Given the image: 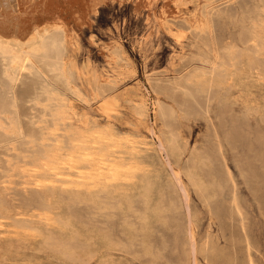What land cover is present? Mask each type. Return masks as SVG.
<instances>
[{"label": "rangeland", "instance_id": "obj_1", "mask_svg": "<svg viewBox=\"0 0 264 264\" xmlns=\"http://www.w3.org/2000/svg\"><path fill=\"white\" fill-rule=\"evenodd\" d=\"M256 1L209 0L211 6L214 7V13L219 15L215 19L211 35H198L182 20L169 19L167 23L164 22V18L169 16L170 13L172 14V12L187 14L192 11L195 7L192 0H174V2L173 0H152L151 6L139 9H137L136 1L109 0L98 4L94 9L91 7L92 3H90L88 6L89 15L83 22L72 21V18L68 19L72 22L69 27L68 37L66 35L67 53L65 63L69 69H74L76 72L75 88L90 94V83L93 82L94 78L98 79L99 82L111 80L115 82V87L109 92L111 96L116 97L130 93L136 96V99H146L153 106L148 121L136 122L125 113L122 103V106L118 108V113L111 119L112 121L114 120L115 124L117 123L116 125L121 130L135 128L141 134L155 138L158 142L159 136L160 138L163 136L164 126L162 121L155 115L154 103L161 100L174 108L176 112L175 125L180 127V129L176 127L180 137L178 138V151L172 154L164 151L163 158L164 160L168 158L165 162L169 161L170 166H167L170 169L176 168L177 172L181 174L189 191L184 195L183 191H180L181 187H178L180 185L175 180L169 184V187H174V189L171 188L169 190L170 188H166L171 198L174 197L178 203L182 201L180 202L182 204H180L182 216L179 221L180 225L178 224L179 227H176V223H171L166 230L162 225H157V228L153 230L152 244L155 246V253L158 251L157 254L151 253L147 249L148 246L142 247L141 238L138 237L137 239L140 240H133L131 247H117L112 251L98 248V253L95 252L96 254L61 257L55 260L53 264H264V108L248 105L243 97H239L238 92H234L230 94L228 100L222 99L220 95H214V98L211 97L209 99L210 103L207 109L205 108V102L201 99L199 104H193L194 111L189 113L183 109L180 100L177 103L178 101L165 95H156L152 88L156 84L175 85L194 70L195 67L204 66L211 68L216 63L218 65L221 64L219 61L224 57L223 55L228 49L243 48L244 45L239 41L242 36H239V33L243 24L247 23L242 24L240 20L232 22L230 19L221 18L220 15L252 12L256 6ZM260 42L264 51V35H261ZM253 43V41L248 43L250 47L248 44L245 45L246 49H251L255 45ZM235 45L237 46L235 47ZM218 52L219 54L217 55ZM3 68V61L0 58V96L6 94L9 86L4 76ZM33 82L34 76L24 72L17 82V88L15 87L16 97L22 113L27 118L26 120L31 115L29 87ZM179 95L182 96L181 92L178 93ZM90 103L89 106L76 101L75 106L80 113H90L89 115L96 118L98 122H104L105 119L99 113L100 103L95 101ZM222 105L224 108H222ZM229 106L230 108L232 107L230 110H228ZM92 108L95 110H92ZM219 112L225 115L223 116ZM222 116L229 120L235 119L231 123L229 120L227 122V119ZM245 116L246 118L248 117L251 124H249V120L247 119V121ZM230 117L233 118L230 119ZM220 120H224L226 123L224 121L221 123ZM52 123L68 126L65 131L58 130L49 134H42L38 142L54 144V151L57 153L64 151L62 157H55L50 161L42 160L51 155L52 151L48 149L40 152L38 160H28L25 164L10 172V175H18L17 180L28 179V183L21 186L18 190L21 192L32 190L41 193V205L44 208L58 206L60 201L50 198V193L58 191H66L67 193V190L72 188V184L64 183V178L59 179L57 183L52 181L38 182L36 177H41L46 173L50 175L60 173L68 174L71 180L82 181L83 179L78 175L82 174L85 167H99L105 160L112 162L117 158L116 150H111L106 157H103L102 148L107 145L108 139L107 137L101 138L99 131L95 130L89 135L73 134V130L81 128L73 115L62 113L59 117L53 119ZM232 124L234 125L233 127ZM239 126H241V129ZM82 127L90 129L83 125ZM231 127L233 130L230 129ZM242 127L245 130H242ZM255 129H257L258 133H256ZM227 134L230 136L227 137ZM244 134L246 135L244 136ZM68 143L71 146H68ZM96 143H99L100 147L93 148L92 145ZM9 146L8 140H0V166L4 162ZM90 147L92 148L90 149ZM83 150H86V152L82 153ZM219 152L220 156L218 155ZM202 155H204V158L206 157L205 155L209 156V158L204 159ZM92 156L95 158L91 159ZM119 158L128 161L125 152ZM213 159L215 163L214 161L212 162ZM224 164H226L225 167ZM33 165H39L34 175L22 173L23 168ZM69 165L73 166L68 170ZM207 170H210L211 173H208ZM117 173L124 174L121 179L122 182L129 180L127 174L130 173V169H123L116 165H109L105 168L100 167L91 171L89 179L108 178ZM190 173L196 174L201 179L199 186L192 184L189 179ZM210 175L211 177L206 179ZM218 176L220 177L217 179ZM223 180L229 182H225L223 189L216 188L218 181ZM228 184H230L229 188L227 187ZM193 188L198 189L194 190ZM217 192L219 193L217 194ZM185 196H188V198ZM236 197L237 201L241 202L235 201ZM17 199L20 201V197H17ZM184 200L186 201L185 203ZM222 200H226L225 203ZM232 201L234 203H231ZM209 202L211 205H209ZM85 204H89V202L80 201V205ZM93 207L94 210H97L96 206ZM187 207H191L189 208L191 215L187 212ZM236 207L239 211L236 210ZM53 214L55 215L56 213ZM23 219V217H14L13 215L0 217V235L2 236L0 248L5 243L16 245L21 240L28 243L31 242V238L21 233L25 230H31L36 227L38 231H33V234H36L39 230L45 231L54 228L53 225L47 224L39 226L35 223L37 220H34V218H29L26 221ZM182 219L184 220L182 221ZM14 223L16 224L13 229L17 232L15 236L8 233L9 229L7 228L8 225ZM61 233L60 230H55L51 238L57 240L61 238ZM117 234L120 235L119 232ZM117 234L116 237L121 240ZM163 234L166 235V238ZM217 248L218 251H216ZM22 249L29 251L25 246ZM219 250L222 252L220 253ZM195 252L196 254L194 255L193 253ZM192 255L195 257L194 259ZM4 257H15V253H5ZM19 260L13 264H39L38 261L33 262L29 254L21 255Z\"/></svg>", "mask_w": 264, "mask_h": 264}, {"label": "bare ground", "instance_id": "obj_2", "mask_svg": "<svg viewBox=\"0 0 264 264\" xmlns=\"http://www.w3.org/2000/svg\"><path fill=\"white\" fill-rule=\"evenodd\" d=\"M107 1L109 0H0V58L3 61L4 76L9 84L6 94L0 96V140H8L10 144L6 157L4 156V162L0 166V217L13 215L14 217H23L25 221L29 218H34V220H37L35 223L39 226L43 224L54 226L52 230H39L36 234H33V231H38L36 227L21 232L26 237L31 238V242L29 243L24 240L17 242L16 245L5 243L0 248V264L16 263L20 261V256L25 254H29L33 262L38 261L39 264H53L55 260L61 257L88 256L94 254L98 251V248L112 251L117 247H131L133 240L138 237L141 238L142 247L148 246L147 249L151 253L157 254L158 251L155 253V246L152 244V233L157 228L156 226L162 225L166 230L171 223H176V227L178 224L180 225L179 221L182 216L180 202L182 201L180 199L178 203L174 197L171 198L166 188H170V182L175 180L180 185L178 187H181L180 191H183L184 195L189 190L185 186L181 174L177 172L176 168L170 169L168 167L170 166L169 161L167 160L168 164L165 162L168 158L165 156L166 159L164 160L163 158L164 151L169 154L178 151V138L180 137L178 136L176 127L179 126L175 125L176 112L174 108L167 102L159 99L158 102L154 103L155 115L162 121L164 126L163 136L161 135L162 138L159 136V143L155 138L141 134L135 128L121 130L116 125L117 123L115 124L113 122L114 120L112 121L111 119L118 113V108L122 106V103L125 108V113L136 122L148 121L153 106L146 99H136V96L130 93L116 97L111 96L109 92L115 87V82L111 80L99 82L98 79L94 78L93 82L90 83V94L81 92L74 85L76 80L75 70L69 69L65 63L67 53L66 35L68 37L71 22L85 21L89 15L88 6L90 3H92L91 7L94 9L98 4ZM132 1H136L137 9H139L151 6L152 0ZM192 2L195 6L192 11L187 14L172 12V14L170 13L169 16L164 18V22L167 23L169 19L182 20L198 35H211L214 29L215 19L219 15L214 13V7L211 6L209 0H192ZM220 17L230 19L232 22L240 20L242 24L247 23L245 25L243 24V27H241L242 30L239 33V36H242L239 41L242 42L245 48H227L228 51L221 58L222 62L218 60L221 64L218 65L216 63L211 68L199 65L200 67H195L196 69L194 68L191 72L189 71L190 73L188 75L185 74L186 76L175 85L156 84L152 87L153 91L156 95H165L168 98L178 101L177 103L181 101L180 103L183 109L189 113L194 111L193 104H199L201 99L205 102V108L207 109L210 103L209 99L214 95H220L222 99L228 100L230 94L234 92H238L239 97H243L248 105L264 108V51L262 50L260 42L261 35H264V0H257L252 12L220 15ZM69 18H72V21L68 20ZM252 41L255 45L251 49H246L245 45ZM24 72L34 76V82L29 87L31 115L28 120H26V116L20 109L15 92L17 82ZM179 92H181L182 96H178ZM76 101L89 106L92 101L100 103L99 113L105 121L98 122L96 118L89 115L90 113L88 111L89 114L80 113L76 109ZM222 108H224L223 105ZM231 108L229 106L228 110ZM62 113L73 115L79 123L78 126L81 128L73 130V134L89 135L97 130L101 138L107 137V145L102 148L103 157H106L111 150H116L117 158L112 162L105 160L99 167H85L82 174L78 175L83 179L82 181L71 180L68 174L60 173L55 175L46 173L41 177H36L38 178V182L52 181L53 183H57L59 179L64 178V183L68 182L72 184V188L68 189L67 193L66 191L50 193V198L60 201L58 206L44 208L41 205V193L32 190H25L24 192L18 190L21 186L28 183V179L26 178L23 181L17 180L18 175H10V172L19 168L28 160H38L40 158V152L48 149H51V155L42 160L50 161L55 157H62L64 151H59L58 153L54 151V144H42L38 142L42 134H49L58 130L65 131L67 129L68 125H55L52 123L53 119L59 117ZM219 113L223 115V113ZM233 120L229 121L232 123ZM235 121L237 122V120ZM260 121L263 122L264 119ZM236 122L234 123L236 124ZM248 122L251 124L250 120ZM233 124L232 127L235 125ZM82 125L90 129L83 128ZM239 128L241 129V126ZM243 129L245 130L242 127ZM256 133L258 132L256 131ZM228 136L230 135L227 134ZM226 139L229 141L228 138ZM68 146H71L70 143H68ZM92 147L98 148L100 144H93ZM84 152L86 150L82 151V153ZM124 152L127 155L128 161L119 158ZM208 155L210 156V154ZM205 156V158L203 157L204 159L209 158V156ZM94 158V156L91 157V159ZM216 159L218 160V157ZM109 165H116L123 169L129 168L130 173L127 174L129 180L122 182L121 179L124 175L122 173L113 174L108 178L100 177L97 179H89L91 171L100 167L105 168ZM38 166L33 165L23 168L22 173L34 175ZM72 166H67V169H71ZM210 177L211 175L207 176L206 179ZM189 179L194 186L201 184V179L196 174L190 173ZM218 182L216 188H222L227 181L223 180ZM33 183L35 182L33 181ZM197 189L195 188L194 190ZM17 197H20V201H18L19 198L17 199ZM185 197L188 198V196ZM185 200L184 203L186 202ZM80 201H86L89 204L80 205ZM233 201L231 203H234ZM235 201H237V197ZM210 202L209 205H211ZM93 206H96L97 210H94ZM189 208L191 207H187V212L190 214ZM236 210H238L237 207ZM53 213L56 214L54 215ZM183 214L185 215L184 212ZM192 221L194 222V220ZM15 224L7 226L9 229L8 233L14 236L17 233L13 229ZM55 230L62 232L61 238L57 240L51 238ZM116 234L121 240L116 237ZM163 236L166 238V235L163 234ZM1 237L0 235V239H2ZM24 246L29 251H24L22 249ZM216 251H218V248ZM9 252H14L15 257L3 258V255ZM193 254L195 255L196 252Z\"/></svg>", "mask_w": 264, "mask_h": 264}]
</instances>
